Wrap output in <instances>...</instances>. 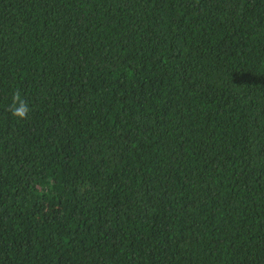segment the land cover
<instances>
[{"label": "trees", "instance_id": "1", "mask_svg": "<svg viewBox=\"0 0 264 264\" xmlns=\"http://www.w3.org/2000/svg\"><path fill=\"white\" fill-rule=\"evenodd\" d=\"M0 264H264V0H0Z\"/></svg>", "mask_w": 264, "mask_h": 264}, {"label": "clouds", "instance_id": "2", "mask_svg": "<svg viewBox=\"0 0 264 264\" xmlns=\"http://www.w3.org/2000/svg\"><path fill=\"white\" fill-rule=\"evenodd\" d=\"M10 113L18 118V119H25L27 118L29 112V105L27 101H25L19 90L13 93L12 103L9 106Z\"/></svg>", "mask_w": 264, "mask_h": 264}]
</instances>
